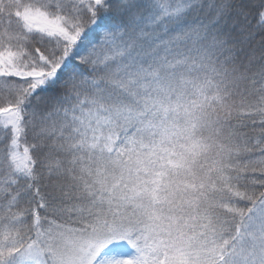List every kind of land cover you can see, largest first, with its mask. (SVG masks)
<instances>
[{
	"label": "trees",
	"instance_id": "1",
	"mask_svg": "<svg viewBox=\"0 0 264 264\" xmlns=\"http://www.w3.org/2000/svg\"><path fill=\"white\" fill-rule=\"evenodd\" d=\"M0 82V264H264V0H0Z\"/></svg>",
	"mask_w": 264,
	"mask_h": 264
},
{
	"label": "rangeland",
	"instance_id": "2",
	"mask_svg": "<svg viewBox=\"0 0 264 264\" xmlns=\"http://www.w3.org/2000/svg\"><path fill=\"white\" fill-rule=\"evenodd\" d=\"M8 86L5 83L0 82V98L9 96L10 92L8 90ZM103 242V241H102ZM102 242L100 245H102ZM60 245H57L59 249ZM90 244L85 246L78 245L75 248H70V259L74 261L75 258L80 259V255L82 253L89 254L92 253V256L97 253V249L89 250ZM22 258L26 262L25 264H49V258L46 253L43 252V249H39L37 247H29L22 254ZM47 256V257H46ZM63 264V263H61ZM99 264H133V257L131 255L130 250L127 248H121L118 252H115L113 249H107L100 257Z\"/></svg>",
	"mask_w": 264,
	"mask_h": 264
}]
</instances>
